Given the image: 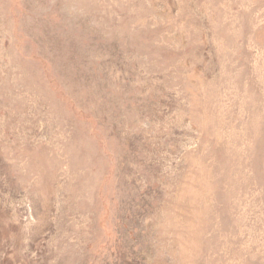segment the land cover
Instances as JSON below:
<instances>
[{
  "label": "rangeland",
  "instance_id": "374dc122",
  "mask_svg": "<svg viewBox=\"0 0 264 264\" xmlns=\"http://www.w3.org/2000/svg\"><path fill=\"white\" fill-rule=\"evenodd\" d=\"M0 264H264V0H0Z\"/></svg>",
  "mask_w": 264,
  "mask_h": 264
}]
</instances>
